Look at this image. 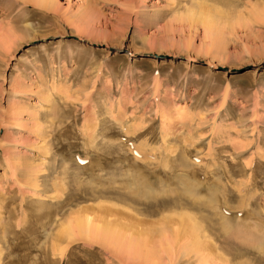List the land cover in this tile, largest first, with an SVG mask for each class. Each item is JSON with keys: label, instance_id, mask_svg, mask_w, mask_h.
Instances as JSON below:
<instances>
[{"label": "rangeland", "instance_id": "obj_1", "mask_svg": "<svg viewBox=\"0 0 264 264\" xmlns=\"http://www.w3.org/2000/svg\"><path fill=\"white\" fill-rule=\"evenodd\" d=\"M42 2L0 0V264H264V0Z\"/></svg>", "mask_w": 264, "mask_h": 264}, {"label": "bare ground", "instance_id": "obj_2", "mask_svg": "<svg viewBox=\"0 0 264 264\" xmlns=\"http://www.w3.org/2000/svg\"><path fill=\"white\" fill-rule=\"evenodd\" d=\"M29 1H32V2H34V3H36L37 5H40V6H41V5H42V6L44 5V3L42 2V0H29ZM201 18H202V17H201ZM204 18L206 19V17H204ZM204 18H203V20H205ZM237 209H238V208H237ZM251 214H252V213H251ZM188 218H189V217H188ZM181 219H182V218H181ZM77 220H78V219H77ZM185 220H186V219H185ZM82 221H83V222H82ZM84 221H87V222L84 223ZM79 222H81V223H79ZM183 222L185 223V221H183ZM192 222H193V221H192ZM74 223L76 224V221H74ZM82 223H83V224H86V223H88V220H85V219H84V220H83V219L79 220V221L77 222V227H78V228H75V229H78V230H81V229H82V231H83V226H84V225H83ZM180 223H181V222H180ZM194 223H195V221H194ZM70 224H71V223H70ZM75 224H74V225H75ZM88 224H90V221H89ZM186 224H188V223L186 222ZM192 225H193V226H191V227L189 228V232H190L189 236H190V237H192V236L194 237V238L192 237L193 239L191 238L192 240H194L193 243L195 242V243L193 244V246H194L193 248H197V246L199 245V235H198V234H200L201 232H200V233H197V232H199V230L196 229V228H198V227L195 226L196 223H195V225H194V224H192ZM197 225H198V224H197ZM184 226H190V225H184ZM68 227H69V225H68ZM68 227H67V228H68ZM85 227H86V229H88L87 226H85ZM85 227H84V229H85ZM224 227H225V226H224ZM69 228H71V226H70ZM92 228H93V227H92ZM199 228H200V227H199ZM184 229H185V228H184ZM200 229H201V228H200ZM70 230H71V229H70ZM78 230H77V231H78ZM103 230H104V229H103ZM157 230H158V229H157ZM197 230H198V231H197ZM223 230H224V229H223ZM64 231H65V230H64ZM71 231H72V230H71ZM185 231L188 232L187 229H185ZM107 232H108V229H107ZM157 232H158V231H157ZM95 233H96V232H95ZM101 233H102V232H101ZM110 233H111V232H110ZM97 234H99V233H96V235H97ZM105 234H106V233H105ZM113 234H114V233H113ZM113 234H112V235H113ZM191 234H192V236H191ZM224 234H225V233H224ZM108 235L110 236L111 234H108ZM114 235H115V234H114ZM236 235H237V234H236ZM97 236H98V235H97ZM201 236H202V235H201ZM227 236H228V235H227ZM116 237H117V236H116ZM118 237H119V236H118ZM103 238H104V237H103ZM109 238H110V237H108V239H109ZM114 238H115V237L113 236V238H111V239L114 240ZM200 238H201V237H200ZM104 239H105V238H104ZM117 239H118V238H117ZM201 239H203V238H201ZM203 240H204V239H203ZM205 240H206V237H205ZM117 241H120V240L118 239ZM123 241H124V238H123ZM114 242H115V241H114ZM121 242H122V241H121ZM124 242H125V241H124ZM244 242H245V241H244ZM129 243H130V242H129ZM136 243H137V245H138V242H136ZM136 243H134V244H136ZM139 243H140V242H139ZM140 244H143V243L141 242ZM140 244H139V245H140ZM201 244H202V242H201ZM250 244H251V243H250ZM246 245H247V244H246ZM259 245H260V244H259ZM135 246H136V245H135ZM195 246H196V247H195ZM252 246H253V245H252ZM133 247H134V245H133L131 248H133ZM141 247H142V245H141ZM141 247H140V248H141ZM260 247H261V246H260ZM140 248H138V249L136 248L137 251H140V250H141ZM145 248H146V247H145ZM199 248H201L200 245H199ZM139 249H140V250H139ZM197 249H198V248H197ZM258 249H259V248H258ZM132 250H134V248H133ZM143 250H144V248H143ZM148 251H150V250L147 249V250L145 251L146 255H148V254H147ZM197 251H199V250H197ZM200 251H201V249H200ZM131 252H132V251H131ZM134 252H136V251H134ZM142 252H143V251H142ZM142 252H140V253H142ZM194 252H195V251H194ZM140 253H139V254H140ZM152 253H153V252H152ZM154 253H155V252H154ZM150 255H151V253H150ZM150 255H149V256H150ZM152 256H153V254H152ZM152 256H151V257H152ZM141 258H142V257H141ZM143 258H146V257H143Z\"/></svg>", "mask_w": 264, "mask_h": 264}]
</instances>
